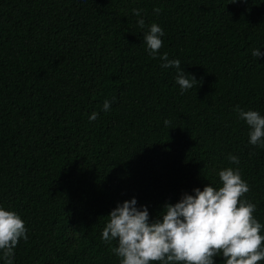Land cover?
Segmentation results:
<instances>
[{
    "label": "trees",
    "instance_id": "16d2710c",
    "mask_svg": "<svg viewBox=\"0 0 264 264\" xmlns=\"http://www.w3.org/2000/svg\"><path fill=\"white\" fill-rule=\"evenodd\" d=\"M233 2L0 0V207L27 229L13 264H119L102 240L118 204L135 198L152 222L185 193L218 189L229 167L264 226V146L234 111L264 116V55H252L264 53V0ZM153 23L157 58L143 41ZM163 53L192 89L181 94Z\"/></svg>",
    "mask_w": 264,
    "mask_h": 264
},
{
    "label": "clouds",
    "instance_id": "9594fccd",
    "mask_svg": "<svg viewBox=\"0 0 264 264\" xmlns=\"http://www.w3.org/2000/svg\"><path fill=\"white\" fill-rule=\"evenodd\" d=\"M237 2L234 0L233 3ZM159 13L161 9H154ZM136 16L140 10L133 9ZM145 27L144 19L137 21ZM164 32L151 24L143 41L148 54L157 58L163 47ZM253 57L264 55L260 49L252 51ZM163 68H176V84L181 94L197 84L195 76H186L179 59L170 60L167 53L159 55ZM111 102L105 100L107 112ZM238 117L246 121L249 143L264 146V116L254 110L234 108ZM92 113L90 121L97 119ZM165 126L170 121H164ZM227 159L239 164V159L229 154ZM221 185L218 189L209 184L194 189V195L185 193L179 202L165 204L162 218L149 220L147 206L137 207V200L118 204L108 216L102 232L105 243L116 242L112 252L119 264H215V257L222 256L224 264H258L264 261V235L262 224L254 216L256 204L242 199L250 191L239 169L231 167L218 172ZM25 222L15 211L0 207V259L13 264L14 249L21 238L27 239Z\"/></svg>",
    "mask_w": 264,
    "mask_h": 264
}]
</instances>
